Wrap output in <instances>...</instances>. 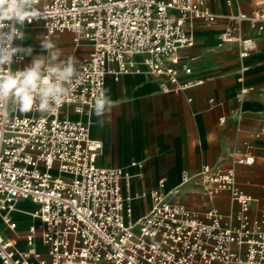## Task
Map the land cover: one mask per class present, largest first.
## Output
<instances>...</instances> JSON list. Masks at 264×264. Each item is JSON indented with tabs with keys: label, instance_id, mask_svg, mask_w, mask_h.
I'll return each instance as SVG.
<instances>
[{
	"label": "built area",
	"instance_id": "1",
	"mask_svg": "<svg viewBox=\"0 0 264 264\" xmlns=\"http://www.w3.org/2000/svg\"><path fill=\"white\" fill-rule=\"evenodd\" d=\"M240 3L226 0L239 7L220 12L211 0H34L37 15L17 25L23 33L40 23L44 39L70 32L76 47L86 40L90 50L80 59L74 52L66 56L76 58L77 72L69 94L50 112L21 113L11 104L0 105V264H264V204L251 214L257 199L235 173V165L254 163L251 152L230 151L231 166L203 164L181 174V185L197 181L210 201L227 192L237 209H196L174 201L162 177L150 192L151 209L134 220L133 197L124 192L133 173L98 164L103 143L82 117L105 93L109 75L119 79L144 66L165 79V91L202 83L180 80L192 69L178 57L180 49L195 44L198 21L223 22L219 45L248 57L257 47L256 34L264 30V0H256L251 11ZM25 57L14 56L11 69L26 67ZM251 91L242 85L238 100ZM21 200L37 205L36 220L23 234L13 217Z\"/></svg>",
	"mask_w": 264,
	"mask_h": 264
},
{
	"label": "crops",
	"instance_id": "2",
	"mask_svg": "<svg viewBox=\"0 0 264 264\" xmlns=\"http://www.w3.org/2000/svg\"><path fill=\"white\" fill-rule=\"evenodd\" d=\"M255 2L241 0L240 7L251 11ZM211 5L220 12L237 11L239 7L228 6L226 0H211ZM223 25L219 22L209 26L198 21L195 44L179 50L180 65L192 69L189 74L182 72L180 80H201L202 83L179 92L165 91L162 86L165 79L150 75L144 66L142 72L123 74L119 79L109 75L105 94L115 106L103 117H97L94 110L82 116L90 121L92 137L103 143L98 164L128 167L133 173L130 186L124 192L133 197L134 220L151 209L150 192L162 177L166 178L164 191L174 201L196 209L210 206L223 212L237 209L238 204L228 199L227 192L219 193L210 201L197 181L181 185L183 170L194 173L203 164L234 165L228 156L230 151H249L255 156L251 165H235V173L240 186L257 199L251 214L257 215L264 204V30L256 34V49L241 58L234 46L219 45ZM31 29L34 30L32 39L37 40L34 46L21 45L24 39L18 41L19 46L33 49L30 56L25 55V66L31 64L34 56H48L41 48L44 39L41 24L27 27L24 34ZM58 35L45 40L59 44ZM80 51H74L76 57ZM242 85L252 87V91L241 102L237 93ZM212 98L216 100L214 103L210 101ZM70 116L80 115L70 113ZM222 116L226 117L223 123L219 121ZM101 119L103 125L99 123ZM175 187H180L179 192L172 194ZM36 209L37 205L30 200L17 204L13 217L18 231L24 228L25 232L36 220L29 214ZM17 212L25 214L30 222L18 224ZM20 245L24 246V241Z\"/></svg>",
	"mask_w": 264,
	"mask_h": 264
},
{
	"label": "clouds",
	"instance_id": "3",
	"mask_svg": "<svg viewBox=\"0 0 264 264\" xmlns=\"http://www.w3.org/2000/svg\"><path fill=\"white\" fill-rule=\"evenodd\" d=\"M33 5L34 0H0V105L11 104L21 113L34 110L45 113L59 106L69 94L68 85L77 72L76 58L68 56L57 63L63 53L45 39L41 48L48 53L47 57L34 56L31 64L22 70L11 69L14 56L19 55L22 60L33 52L30 46H13L15 40L24 39L17 25L22 26L29 16L37 15ZM114 106L111 98L102 92L95 98L93 110L97 117H103ZM99 123L103 125L104 121L101 119Z\"/></svg>",
	"mask_w": 264,
	"mask_h": 264
},
{
	"label": "rangeland",
	"instance_id": "4",
	"mask_svg": "<svg viewBox=\"0 0 264 264\" xmlns=\"http://www.w3.org/2000/svg\"><path fill=\"white\" fill-rule=\"evenodd\" d=\"M33 33H34V30L31 29L26 34H24V40H23V42H21V45L34 46L36 44L37 40L32 39L33 38ZM58 36L60 37V39H59L60 43L59 44H55L54 41H52V40H51V42H52V44L54 45V47L56 49H59L63 53V55L61 57H66L67 54L72 53L75 50H82V51H80V53H81L80 56H77V58H81V57H83L84 55H86L89 52L90 48L88 47V44H89L88 41L83 40L82 43H81V46L80 47H76L75 43L73 42L72 33L65 32V33L59 34ZM64 59L60 58L59 59L60 61L57 60L56 62L60 63ZM29 214L32 215V212H30ZM15 217L17 218L18 224H20L21 226L24 224V222L26 224H28L30 222L29 219H27V216L25 214H23V213L17 212V213H15ZM24 230H25L24 228H20L19 233L23 234ZM19 243L23 244V240L20 239Z\"/></svg>",
	"mask_w": 264,
	"mask_h": 264
},
{
	"label": "bare ground",
	"instance_id": "5",
	"mask_svg": "<svg viewBox=\"0 0 264 264\" xmlns=\"http://www.w3.org/2000/svg\"><path fill=\"white\" fill-rule=\"evenodd\" d=\"M17 208V207H16ZM15 211V210H14ZM29 213V212H28ZM33 213H34V211L32 212V217H33Z\"/></svg>",
	"mask_w": 264,
	"mask_h": 264
}]
</instances>
